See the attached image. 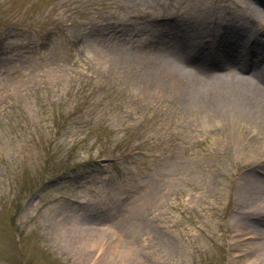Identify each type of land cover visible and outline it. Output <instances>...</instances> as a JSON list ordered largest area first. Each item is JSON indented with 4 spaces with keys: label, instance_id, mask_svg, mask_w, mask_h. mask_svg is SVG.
Here are the masks:
<instances>
[{
    "label": "rangeland",
    "instance_id": "obj_1",
    "mask_svg": "<svg viewBox=\"0 0 264 264\" xmlns=\"http://www.w3.org/2000/svg\"><path fill=\"white\" fill-rule=\"evenodd\" d=\"M254 5L0 0V264H264L236 230L264 117L159 66L263 73Z\"/></svg>",
    "mask_w": 264,
    "mask_h": 264
},
{
    "label": "bare ground",
    "instance_id": "obj_2",
    "mask_svg": "<svg viewBox=\"0 0 264 264\" xmlns=\"http://www.w3.org/2000/svg\"><path fill=\"white\" fill-rule=\"evenodd\" d=\"M257 6L255 9L258 11L259 17H264V0H253ZM178 24V23H177ZM178 29H184L185 26L177 25ZM187 29V28H186ZM233 27L229 26V31H233ZM228 29H226V32ZM254 32L253 30H251ZM220 32L226 33L221 30ZM250 36V34H249ZM249 40V38H248ZM244 53V52H242ZM174 61V60H173ZM188 59H184L180 62H172L171 60L166 61L165 63L156 62V59L153 60L152 65H158L164 68L166 72H169L174 77L184 79L183 81L190 82V79L187 77H180L178 74L179 70L184 69V73L187 76L193 77L195 80L198 78V82L192 83L194 91L193 98H198V103H201L204 106H211L213 103H217L221 97L220 95H225L226 98L231 99L230 104L236 106L237 108H245L250 115L256 113L254 116H263L264 117V72H258L252 77L243 75V71H225L222 70L221 74L217 75L213 81L208 79L206 74H212L211 69H206V72L199 70L200 64H195L193 67L186 64ZM241 61V60H240ZM209 70V71H208ZM157 78V77H156ZM155 78V79H156ZM207 80V81H205ZM164 87V85H162ZM215 93H218L215 95ZM214 95V96H213ZM214 99V100H213ZM223 99V97H222ZM221 99V100H222ZM233 106V107H234ZM245 197L246 201L241 207V211L237 212L241 219H243L242 226L236 229L237 231H243L244 234L251 235L249 237L254 240L258 239L253 245H256L257 249H262L264 253V175L251 180L245 183ZM100 239V238H99ZM97 240V238H96ZM262 240V241H261ZM86 242V241H84ZM94 239H89L90 247L96 246ZM237 246V245H236ZM235 246V247H236ZM238 255V254H237ZM264 256V254H263ZM241 260L237 261V264H263L259 261H256L251 255L243 254ZM264 262V258L262 260Z\"/></svg>",
    "mask_w": 264,
    "mask_h": 264
}]
</instances>
